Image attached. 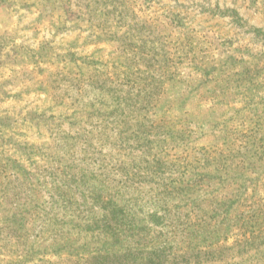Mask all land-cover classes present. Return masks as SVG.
I'll return each mask as SVG.
<instances>
[{"label":"rangeland","instance_id":"rangeland-1","mask_svg":"<svg viewBox=\"0 0 264 264\" xmlns=\"http://www.w3.org/2000/svg\"><path fill=\"white\" fill-rule=\"evenodd\" d=\"M247 210L264 229V0H0V264H183Z\"/></svg>","mask_w":264,"mask_h":264},{"label":"trees","instance_id":"trees-1","mask_svg":"<svg viewBox=\"0 0 264 264\" xmlns=\"http://www.w3.org/2000/svg\"><path fill=\"white\" fill-rule=\"evenodd\" d=\"M111 200H101L104 204L101 224L106 233L113 232L116 216L123 218L122 209H117V203ZM187 221L190 220L187 218ZM202 224L191 225L194 235L191 246L182 253H175L172 258L186 260L183 264H264V229L257 226L253 210H247V215L240 211L233 217L226 214L216 215L215 221L210 224V230L206 227L208 232L204 231ZM234 229L236 232L231 233ZM230 236H233L234 240L228 243ZM168 238L166 235L165 244ZM160 240H163L162 237ZM165 251L166 248H162L161 253Z\"/></svg>","mask_w":264,"mask_h":264}]
</instances>
